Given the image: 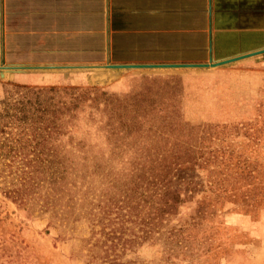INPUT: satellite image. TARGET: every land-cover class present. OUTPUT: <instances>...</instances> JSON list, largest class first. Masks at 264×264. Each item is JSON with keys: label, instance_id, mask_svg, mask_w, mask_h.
I'll return each mask as SVG.
<instances>
[{"label": "trees", "instance_id": "1", "mask_svg": "<svg viewBox=\"0 0 264 264\" xmlns=\"http://www.w3.org/2000/svg\"><path fill=\"white\" fill-rule=\"evenodd\" d=\"M160 100L96 87L16 86L0 101L2 193L47 216L48 227L91 219L81 247L86 264H136L123 258L161 239L169 253L188 250L193 230L215 214L212 200L238 202L236 185L244 182L248 194L257 182L253 170L223 157L225 126L189 125L157 110ZM129 151L135 155L124 159ZM196 173L204 183H194ZM203 185L191 222L168 228Z\"/></svg>", "mask_w": 264, "mask_h": 264}, {"label": "rangeland", "instance_id": "2", "mask_svg": "<svg viewBox=\"0 0 264 264\" xmlns=\"http://www.w3.org/2000/svg\"><path fill=\"white\" fill-rule=\"evenodd\" d=\"M19 85L96 87L118 96L144 93L161 98L157 110L173 113L184 123L225 126L219 145L223 157L233 162L238 159L245 172L253 170L255 188L244 194L245 184L239 182L238 202L212 200L215 214L193 230L188 250L176 247L169 253L161 239L142 245L123 260L136 264H264V55L248 64L185 74L126 72L106 82L86 78L78 83L37 85L0 81V101ZM213 147L218 148L217 143ZM134 155L129 151L124 159ZM196 174L194 183H204V173ZM205 186L188 196L168 228L191 222ZM251 198L258 202L252 204ZM93 230L91 219H79L65 229L48 227L47 216L17 206L0 189V264H86L82 240Z\"/></svg>", "mask_w": 264, "mask_h": 264}, {"label": "crops", "instance_id": "3", "mask_svg": "<svg viewBox=\"0 0 264 264\" xmlns=\"http://www.w3.org/2000/svg\"><path fill=\"white\" fill-rule=\"evenodd\" d=\"M263 49L264 0H0V81L185 74L196 69L104 67L205 65Z\"/></svg>", "mask_w": 264, "mask_h": 264}, {"label": "water", "instance_id": "4", "mask_svg": "<svg viewBox=\"0 0 264 264\" xmlns=\"http://www.w3.org/2000/svg\"><path fill=\"white\" fill-rule=\"evenodd\" d=\"M264 54V49L263 50H259V51H255L252 53H248L245 55H241L238 57H234L231 59H227V60H223L217 63H210V64H205V65H122V66H106L104 67V70H121V69H185V68H189V69H209V68H219L228 64H232L235 63L237 61L243 60V59H247L250 57H255L258 55H263ZM14 72H23L21 70H14ZM104 72V71H103ZM118 74V73H117ZM102 72L101 73H96L93 74L90 79L94 82L97 81H102V82H106V79L103 78L102 76ZM0 77L3 78V74L2 72H0Z\"/></svg>", "mask_w": 264, "mask_h": 264}, {"label": "bare ground", "instance_id": "5", "mask_svg": "<svg viewBox=\"0 0 264 264\" xmlns=\"http://www.w3.org/2000/svg\"><path fill=\"white\" fill-rule=\"evenodd\" d=\"M99 82H102V81H99Z\"/></svg>", "mask_w": 264, "mask_h": 264}]
</instances>
